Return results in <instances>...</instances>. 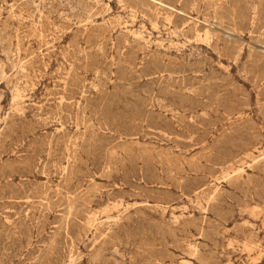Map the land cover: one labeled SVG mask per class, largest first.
<instances>
[{
  "label": "rangeland",
  "instance_id": "374dc122",
  "mask_svg": "<svg viewBox=\"0 0 264 264\" xmlns=\"http://www.w3.org/2000/svg\"><path fill=\"white\" fill-rule=\"evenodd\" d=\"M183 260L264 264V0H0V264Z\"/></svg>",
  "mask_w": 264,
  "mask_h": 264
},
{
  "label": "bare ground",
  "instance_id": "6f19581e",
  "mask_svg": "<svg viewBox=\"0 0 264 264\" xmlns=\"http://www.w3.org/2000/svg\"><path fill=\"white\" fill-rule=\"evenodd\" d=\"M218 1V0H217ZM161 2V1H160ZM223 3V2H222ZM216 5H218V4H216ZM214 7V6H213ZM219 8V7H218ZM217 8V9H218ZM221 8V7H220ZM216 13H217V11H216ZM42 50V49H41ZM252 148V147H251ZM250 149V148H249ZM245 151V150H244ZM72 208V207H71ZM190 248H192V247H190ZM192 250V249H191ZM183 263L184 264H189V261H186V260H183Z\"/></svg>",
  "mask_w": 264,
  "mask_h": 264
}]
</instances>
